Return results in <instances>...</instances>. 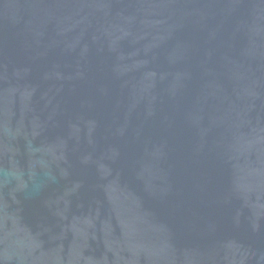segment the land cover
Returning a JSON list of instances; mask_svg holds the SVG:
<instances>
[{
	"label": "water",
	"instance_id": "1",
	"mask_svg": "<svg viewBox=\"0 0 264 264\" xmlns=\"http://www.w3.org/2000/svg\"><path fill=\"white\" fill-rule=\"evenodd\" d=\"M0 264H264V0H0Z\"/></svg>",
	"mask_w": 264,
	"mask_h": 264
}]
</instances>
